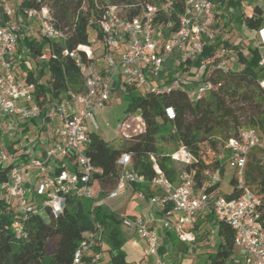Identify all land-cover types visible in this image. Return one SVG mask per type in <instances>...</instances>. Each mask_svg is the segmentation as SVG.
Returning <instances> with one entry per match:
<instances>
[{
	"label": "built area",
	"instance_id": "1",
	"mask_svg": "<svg viewBox=\"0 0 264 264\" xmlns=\"http://www.w3.org/2000/svg\"><path fill=\"white\" fill-rule=\"evenodd\" d=\"M38 8H29L23 13L8 4H3V18L0 19V120L5 119L16 127L15 119L32 122L38 119L46 106H40L34 97V86L26 82L24 75L15 74L14 55L18 49V39L22 29L31 34V27H37L39 38L65 43L67 32L57 27L56 18L45 0ZM181 5L178 16V29L168 39H164L155 22L157 15H170L174 4ZM215 13L212 0H158V4H147L139 14L131 19L120 15L116 6H110L100 21L103 34L102 58L96 57L88 47H78L65 52L73 59L85 87L84 94L69 95V101L62 106L51 103L59 119V142L46 152L47 160L60 163L73 159V166L50 169L45 161L33 159L27 166L36 168L33 187H27L23 178V168L10 164L5 179L0 182V191L8 203L16 205L18 219L12 224V233L17 240H25L27 232L23 222L26 215L39 212L33 197H41V207L45 212L56 215L65 204L67 197L96 200L101 191L90 183L93 174L101 173L86 155L89 126L97 129L92 112L103 108L111 98V82L114 75H120L124 87L147 86L148 89H181L190 101L212 91L214 85L208 78L209 71L219 68L229 70L228 60L216 54H205L207 47L215 39ZM264 43V28L259 30ZM92 42H95L93 40ZM78 50L85 52V60ZM175 57L177 64L198 63L197 68L204 72L199 80L189 82L177 77L175 72L170 81L161 79L164 62ZM48 54L41 56L47 60ZM264 69V58L258 62ZM264 88V78L260 81ZM80 105L71 111V105ZM164 118L175 119L172 107L164 108ZM123 125H117L118 133ZM219 166L201 171V182L194 189V171L185 167L197 159L183 146L166 155L173 163L181 165L179 182L173 183L154 164L155 176L146 180L131 167L129 154H122L117 160L119 169L116 187L105 195L98 204L124 196L132 185H145L156 193L149 197L151 205L170 207L177 219L172 223L165 219L163 229L173 232L183 241H191L183 232V226L193 223L197 216H212L216 221L226 224L233 233V254L224 264H264V219L261 198L244 187L246 161L255 149H264V140L253 128H241L235 137L218 143ZM13 161L12 155L0 153V168L5 162ZM13 163V162H12ZM223 168V170H222ZM233 173L235 185L241 193L236 198H225L214 192L215 186L222 182L224 171ZM211 190V191H209ZM142 198L143 194L140 193ZM169 213L166 212L167 216ZM123 226L132 228L137 237L146 245V259L141 264H168L158 255V238L149 228L144 217L125 218ZM101 228L86 235L73 252L71 264H102L103 254L95 247L101 240Z\"/></svg>",
	"mask_w": 264,
	"mask_h": 264
},
{
	"label": "trees",
	"instance_id": "2",
	"mask_svg": "<svg viewBox=\"0 0 264 264\" xmlns=\"http://www.w3.org/2000/svg\"><path fill=\"white\" fill-rule=\"evenodd\" d=\"M40 3L37 0H23L16 9L23 13L26 9L38 8ZM3 4L4 0H0V19L4 15ZM147 4H158V0H52L48 5L56 18L57 27L67 32L68 40L61 43L45 38L30 39V35L18 39L19 48L24 47L30 57V60H25L26 63L20 62L19 67L26 68L23 72L24 78L27 83L33 84L36 102L40 106H46L59 103L71 94H84L86 90L77 65L65 52L88 47L94 56L97 54L96 61L101 59L103 34L100 31V21L108 8L116 6L120 15L131 19ZM181 12V5L176 3L170 15H157L155 18L164 39L176 33ZM262 14L256 6L252 15L242 16L243 24L249 30H258L264 22ZM220 46L228 48L230 45L220 40L219 36L215 37L212 45L206 48L205 54L213 53ZM78 52L85 60V52ZM249 52V57L236 52L237 65L229 66L228 71L213 67L208 78L214 89L193 102L181 89H148L141 94L135 92V87L125 86L123 93L129 99L126 116L121 124H124L128 133H123L122 142L115 147L96 133L89 134L86 155L92 165L101 171L93 174L90 183L101 191L99 198L87 200L70 196L56 215L48 212L42 215L40 211L26 215L23 222L27 232L25 240L15 239L12 224L19 216L16 205L6 202L0 191V264H71L73 252L79 242L85 235L95 232L97 226L102 232L95 250L103 253L104 244V253H108L107 264H129L122 250L126 238L121 225L125 218L112 212L106 205L98 204L117 185L118 158L124 153L129 154L132 169L146 180L155 176L153 166L156 164L166 178L174 182L180 171L177 172L174 163L159 146L164 143H171L175 149L183 146L197 159L196 163L185 169H193L194 189H198L201 171L219 166L216 157L219 154L220 141L235 137L241 128L255 129L264 140V88L260 86L264 69L258 66V52ZM45 53L49 55L46 61L41 59ZM191 64L198 65L190 62L179 63L177 77L188 71L186 66ZM164 73L162 71L161 79H164ZM175 74L168 73V80L176 76ZM202 76L204 77V72L199 74L197 80ZM43 78L45 80L42 83L40 80ZM187 79L192 80L191 75ZM166 107L174 109L173 121L164 118ZM136 118L141 121L142 129L138 133L129 134L130 126L127 123ZM73 165V159L68 158L64 167L70 169ZM9 167L10 164L7 163L0 168V182L5 179ZM229 185L231 191L222 196L228 199L238 197L241 190L236 188L233 177ZM131 187L149 198L147 186ZM217 187L218 185L215 186ZM244 187L261 198L264 219V149L253 150L247 158ZM167 210L168 208L164 211ZM205 217L207 221L215 220L212 216ZM214 224L218 242L214 253L208 255L207 261L209 264H224L233 254V233L222 222L216 221ZM50 243L54 250L48 255L46 247Z\"/></svg>",
	"mask_w": 264,
	"mask_h": 264
},
{
	"label": "crops",
	"instance_id": "3",
	"mask_svg": "<svg viewBox=\"0 0 264 264\" xmlns=\"http://www.w3.org/2000/svg\"><path fill=\"white\" fill-rule=\"evenodd\" d=\"M214 5V13L216 16L215 24V37L218 30L223 28L227 30L232 29V35H234L233 41L230 42L228 48H223V46L218 47L211 54H216L221 58L228 60L229 66H235L236 64V52H241L243 56L249 57L250 50H256L261 58H264V43L259 35V30L264 28V22L258 30H249L243 24L242 16H250L253 14V9L257 6L262 11L264 17V4L262 0L257 1L255 5H246L245 0H212ZM250 2L252 0H249ZM222 40V39H220ZM224 41V40H222ZM189 70L183 73L191 75V79L188 80V76H182L185 80L189 82L197 81V77L201 74V70L197 68L195 64L186 66ZM180 68L177 64L175 57L167 58L164 62V80L170 79L167 74L173 75L175 72L179 73ZM24 72V71H23ZM23 72L21 75H24ZM190 78V77H189ZM169 81V80H168ZM124 80L123 78L116 74L114 75L111 82V95L114 91L124 90ZM69 98H63L59 102V105H66ZM51 104V103H50ZM43 109L37 122H32V125L28 122H22L14 127V132L18 133V139L14 140L13 143L16 145L13 147V152L10 153L13 157V161L9 164L14 166H21L23 168V178L27 187L32 188L35 182V171L36 168L27 166L31 163L33 159L45 161L46 165L50 169H57L64 166L65 162L60 163L59 160H47L46 152L51 149L56 143L59 142L58 129H59V119L56 113L50 109L49 105ZM80 105H71V111L74 112ZM131 121V120H130ZM130 121L127 125L130 124ZM22 139V140H21ZM19 141V142H17ZM21 141V142H20ZM105 141V140H104ZM13 162V163H12ZM182 171V169H181ZM180 171V172H181ZM180 172L176 176L173 183L179 182ZM232 171H224L222 182L225 178L229 180V176ZM231 179V178H230ZM230 181V180H229ZM32 183V185H31ZM221 184V183H220ZM219 184V185H220ZM219 185L214 189V192L218 195ZM94 188L98 189L96 186ZM141 192L139 190L130 187L127 189L124 196L107 200L104 202L112 212L118 214L122 218H134V217H144L148 223L149 228H151L157 235L158 238V249L157 253L159 256L164 258V260L170 264L180 263V264H192L191 258L193 255H198V250L195 246L197 241L198 229L201 227L208 228L211 232L216 235L215 220L211 219L207 221L205 216H197L193 223L184 225L183 232L188 235L191 241L186 242L178 238L173 232H169L163 229L162 223L165 219H168L172 223L176 222L177 215L171 211L170 207L167 211L166 208H161L158 205L149 204L148 199L145 196L139 197ZM150 196L155 194V191H150L148 189ZM149 196V197H150ZM169 214L166 216L165 213ZM121 230L126 238L125 244L122 248L125 259L129 264H141L146 259V245L143 240L139 239L132 228L125 227L121 225ZM217 238V236H216ZM218 242V239H217ZM216 242V244H217ZM216 244L214 248H216ZM106 246L102 245L103 251V261L102 264H107V258L104 253ZM215 251V249H214ZM214 251L212 253H214ZM210 253V254H212ZM169 254L173 256V259L169 260ZM191 256L186 258L187 256ZM205 264H209L207 261Z\"/></svg>",
	"mask_w": 264,
	"mask_h": 264
},
{
	"label": "rangeland",
	"instance_id": "4",
	"mask_svg": "<svg viewBox=\"0 0 264 264\" xmlns=\"http://www.w3.org/2000/svg\"><path fill=\"white\" fill-rule=\"evenodd\" d=\"M23 0H4V4H8L9 6L13 7L14 9L17 8L20 3ZM48 4H51L52 0H45ZM138 1V0H137ZM247 3L246 5H255L257 1L252 0L251 2L249 0H245ZM264 4V0H262ZM232 29L226 28L219 29L216 36H219L220 39L226 41L228 44L233 41L234 35H232ZM27 30L22 29L20 33V38L25 35H30V39L36 38L38 39L39 36L37 34V27L35 25H32L31 27V34H28L26 32ZM46 54V53H45ZM97 54L95 53V56ZM14 60L19 61L15 64V74L17 77L22 76L20 72H25V67H19V63L25 62V60H30L29 55H27V51L24 47L18 46V49L16 50V53L14 55ZM26 63V62H25ZM29 65V64H28ZM31 65L34 66V62L31 61ZM189 74L180 73L179 77L186 76ZM45 78L41 79L40 82H44ZM146 90H148L147 86H139L135 88V92L143 94ZM129 97L125 96V94L122 92V90L114 91L111 95V98L107 104L101 108V109H95L92 112L93 119L97 125V129L95 130L93 126H89V129L91 132L96 133L101 139L109 142L113 146L117 147L120 142H122V135L127 134V129L123 128L121 132L118 133L117 125L120 124L123 120V118L126 116L125 110L127 107V100ZM18 124H21V119H15ZM34 122H37V119L34 120ZM28 124L32 125V122H28ZM130 132L129 134H135L141 131L142 129V123L141 121L136 118L135 120L131 121L130 124ZM0 153H5L6 155H10V153L13 152V147L16 145L14 140L18 139V133H15L13 123L11 124L10 121L1 119L0 121ZM22 140V139H21ZM19 142V141H17ZM21 142V141H20ZM163 153L165 155L170 154L175 148L171 145V143H164L159 146ZM8 162H5L4 164H7ZM174 167L177 170V172L181 171L183 168L181 165L174 163ZM229 180L233 177V173H229ZM229 180L227 178L224 179L223 182L219 185V194L224 195L228 194L231 191V187L229 185ZM32 185V183H31ZM33 202H36L39 206V211L42 215L45 214V210L41 207L42 198L41 197H33ZM91 202V201H90ZM86 236V235H85ZM197 241L195 243V246L198 247V255H193L191 258L192 264H205L207 262V257L210 253L214 251V245L217 242V238L214 232H211L207 227H201L198 229V235H197ZM54 248L53 245L50 243L46 247V253L49 255L53 252ZM106 258H108V253L105 254ZM191 256H187L186 258H189ZM169 260L173 259V256L169 254ZM168 264H170L168 262Z\"/></svg>",
	"mask_w": 264,
	"mask_h": 264
}]
</instances>
